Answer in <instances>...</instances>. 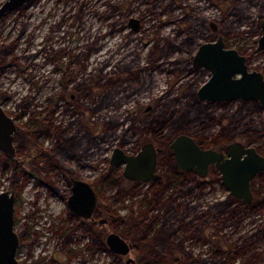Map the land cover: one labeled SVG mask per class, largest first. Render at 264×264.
<instances>
[{
	"label": "rangeland",
	"instance_id": "rangeland-1",
	"mask_svg": "<svg viewBox=\"0 0 264 264\" xmlns=\"http://www.w3.org/2000/svg\"><path fill=\"white\" fill-rule=\"evenodd\" d=\"M235 8L250 11L257 20L264 0H30L7 11L0 17V101L18 125L17 144L25 141L21 131L34 127V116L47 113L52 118L49 133L38 137L46 145L55 140V125L68 135L81 120L87 123L93 142L84 139L80 155H63L62 161L94 184L100 204L104 198L125 213L129 203L150 197L151 185L116 180L122 166L110 162L114 147L135 151L152 140L163 148L160 158L168 156L170 147L161 141L168 132L154 137L139 133L138 125L163 106L193 104L197 88L210 75L192 65L199 44L216 35L209 21L218 22L228 45L238 46V39V47L249 49L246 33L235 35ZM133 16L140 19L139 30L129 24ZM250 25L244 18L239 28ZM249 63L264 69V51H257ZM200 102L203 121L191 131L207 140L219 130L216 118L221 112H234L237 123L264 118V111L251 110L241 100L231 106ZM238 138L248 142L247 137ZM255 144L264 151V138ZM22 150L6 166L0 160V191L14 188L17 193L16 229L24 234L18 250L21 263L126 264L128 255L100 245L95 251L88 248L91 239L85 232L91 221L70 216L66 174L59 168L42 174L25 168L34 151ZM164 167L160 172L166 178ZM109 169L104 179L101 174ZM189 176L186 182L176 178L169 190L170 200L179 205L176 222L186 232L182 244L192 264H264V171L253 182L259 197L255 205L217 210L215 216L208 213V205L223 201L225 206L229 189L213 172L204 184L199 175ZM228 202L229 207L237 203ZM201 225L203 230L193 231ZM101 228L105 234L116 230L131 237L113 221ZM129 255L143 264L136 252Z\"/></svg>",
	"mask_w": 264,
	"mask_h": 264
},
{
	"label": "water",
	"instance_id": "water-1",
	"mask_svg": "<svg viewBox=\"0 0 264 264\" xmlns=\"http://www.w3.org/2000/svg\"><path fill=\"white\" fill-rule=\"evenodd\" d=\"M30 0H4L0 5V17ZM129 24L140 28V19L131 17ZM264 47V36L260 40ZM222 34L216 41L202 42L193 56L194 68L204 67L210 71L209 78L197 89L200 100L229 101L233 99H257L264 106V74L250 71L236 48L225 47ZM17 124L0 101V148L10 155L16 154L14 144ZM178 166L184 170L193 169L200 175L208 173L214 165L221 173L223 183L231 194L249 203L253 198L252 177L264 170V155L255 146L245 145L239 140L229 142L226 154L213 147H202L190 133L181 132L170 143ZM112 163H124V174L131 179L152 180L161 177L156 172L158 154L155 144L145 142L137 153H128L120 145L114 147ZM14 189L0 191V264H21L18 249L21 236L16 229ZM69 206L79 215L89 217L97 204V195L92 185L82 178H73L72 192L68 197ZM106 218H101L103 223ZM106 241L115 253L128 254L132 242L117 231L107 235ZM128 264H137L134 256L127 258Z\"/></svg>",
	"mask_w": 264,
	"mask_h": 264
},
{
	"label": "flooded vegetation",
	"instance_id": "flooded-vegetation-1",
	"mask_svg": "<svg viewBox=\"0 0 264 264\" xmlns=\"http://www.w3.org/2000/svg\"><path fill=\"white\" fill-rule=\"evenodd\" d=\"M235 11H236V13H237V15H236V20H235V22H234V32H236V37L237 36H239V37H242V34L245 32L246 34H244L243 36L244 37H246V38H248L249 40H248V42H250L249 44H250V46H249V49H247V50H245V49H243V48H241V47H238L239 46V44H238V42H240L238 39L237 40H235V42H237L236 44L238 45V46H236V45H232V46H230V45H228V43H227V40H226V38H225V36H224V33L220 30V25L218 24V22H215V21H209V26L214 30V31H216V35L215 34H213L212 36V38L213 39H210V40H208V41H216L217 40V38H218V35L219 34H222V36H223V39H224V42H225V47L227 48V47H229V48H236L237 50H238V52L241 54V55H244V58H245V62H246V64H247V66H248V69L250 70V71H253V70H257V71H260V72H262L263 74H264V69H262V68H258V67H255V66H250V61L252 60V59H254L255 58V56H256V53H257V51H264V47H260V40H261V38L264 36V11H262V12H260L258 15V18H257V20H255L254 19V15L253 14H251V12L249 13V12H247V11H243V10H239V9H237V8H235L234 9ZM244 18L245 19H250V21H251V25L248 27V29L247 30H242V29H240L239 28V25L243 22V20H244ZM253 21H255V23L253 22ZM140 29V28H139ZM138 29V30H139ZM203 42H207V41H203ZM201 44V43H200ZM200 44H199V46H200ZM248 44V45H249ZM254 44H256L257 46H256V50H254V48H253V46H254ZM198 46V47H199ZM198 49V48H197ZM194 56V55H193ZM192 60H193V57H192ZM192 65H193V62H192ZM194 67V66H193ZM200 68H203V69H205L204 67H200ZM200 68H194V69H200ZM206 70V69H205ZM211 74V73H210ZM210 76V75H209ZM132 78H135V76H133L132 75ZM209 78V77H208ZM207 78V79H208ZM206 79V80H207ZM205 80V81H206ZM204 81V82H205ZM203 82V83H204ZM202 83V84H203ZM201 84V85H202ZM200 85V86H201ZM199 86V87H200ZM198 87V88H199ZM197 88V89H198ZM197 91V90H196ZM74 95V94H73ZM72 95V96H73ZM197 98V97H196ZM198 99V98H197ZM199 101H203V102H207L208 104H219V105H221L220 104V102H230L229 104H230V106L236 101V100H241V102H242V105H244L245 107H247V108H249V109H251V110H262V111H264V106L261 104V102L259 101V100H257V99H247V100H244V99H233V100H229V101H214V100H200V99H198ZM202 103V102H201ZM3 104V103H2ZM228 103H227V105L226 106H228L229 105ZM78 107V106H77ZM150 107V105L148 106V108ZM6 109V108H5ZM82 110V109H81ZM7 111V110H6ZM8 112V111H7ZM82 112H84V111H82ZM9 113V112H8ZM13 117V116H12ZM234 117H236L235 116V113H234ZM14 118V117H13ZM236 120V119H235ZM16 121V120H15ZM243 122H241V123H237V122H235L236 123V125H238V128L240 127L239 125L240 124H242V123H244L245 121L248 123H251L252 124V126L253 125H255V124H257V125H259V124H262V123H264V118H262L261 120H259L258 122H256V121H254L253 119L251 120V121H248V120H242ZM81 123L83 122L82 120L80 121ZM218 124H219V126H220V124H221V122H219V121H216ZM81 123H80V125H79V127H78V129L80 128V126H81ZM17 124V123H16ZM88 125V124H87ZM52 121H51V128H52ZM89 126V125H88ZM17 127H18V125H17ZM138 127L140 128H142V125H141V122L139 123V125H138ZM50 128V129H51ZM50 129L48 130V131H40V132H37V135H35L36 136V140H37V142L39 143V145L41 146V147H44V148H47V147H51V146H53L56 142H63V138L64 137H67V136H72L77 130H75V132H73V133H71V134H66L65 133V131H60L59 130V127H57L56 125H55V129H54V138H55V140H54V142L52 141V144H50V145H46L44 142H42V141H39L38 140V137H39V135H40V133H49V131H50ZM146 130V129H145ZM139 131V133H141V131L140 130H138ZM30 132H32V130L30 131ZM57 132H59V133H61V137H58V134H57ZM136 132V131H135ZM143 132H145V131H143ZM163 132H168L167 133V135H169L168 137H164V138H162L161 139V141L162 142H165V143H168V145H169V147H170V152L168 153V156L167 157H165V158H169V159H173L175 162H176V159H175V154H174V151H173V149H172V147H171V145H170V143H171V141L175 138V136L177 135V134H179V133H181V132H187V133H190V134H192V131L191 130H179L176 134H174V132L173 131H169V130H164ZM91 133H92V131H91V129L89 128L88 129V132L85 134V135H83V136H81V137H79V139L78 140H76V143L75 142H72V140L71 141H69L68 143H70V144H72V143H75V145H73V146H70V145H67V144H59L58 145V149L60 150V153L58 154V155H56V156H52V155H50V156H45V157H42V156H40V153H41V151L40 150H38V148H36L35 147V145L34 144H30V143H27V140H26V138H25V141L24 142H22V143H18L17 144V139H18V136H17V134H18V128H17V131L15 132V139H14V144H15V146H16V154L15 155H10V154H8V153H6L5 151H3L1 148V150H2V153L0 154V160H1V162L6 166V161H7V159L9 158V157H15L18 153H22L23 152V150H22V148H25V149H32L34 152H33V156L31 157V159H30V161L28 162V165H26L25 166V168H28V169H31V170H33V171H35V172H37V174H42V173H46V172H48V171H52L53 169L55 170L56 168H59L62 172H64L65 174H66V176L68 177V179H69V182H70V194H71V192H72V184H73V178H82V179H84V180H87L91 185H92V187L94 188V190H95V192H96V195H97V204H96V206H95V208L93 209V213H92V215L91 216H89V217H85V216H82V215H79L78 213H76L70 206H69V204H68V206H69V208H70V216H74V217H79V218H81V220L82 221H84V220H90L91 222H90V224L88 225V227H87V230H86V232H85V235H87V237L89 238V239H91L89 242H87V246H88V248L89 249H91L92 251H95L96 250V248L100 245L101 247H103L104 249H109V250H111V248L109 247V245H108V243H107V241H106V238H107V235L110 233V232H112V231H116V230H111V231H109L107 234H105L104 233V230H103V228H101V226H103V225H105V224H107L109 221H113L114 222V220L110 217V215L108 214V212L107 211H105L107 208H108V205L109 206H112V207H114L111 203H106L105 202V200H104V198H102V202H101V204L99 203L100 202V200H99V198H100V192H99V190L94 186V184L91 182V181H89L88 179H85V178H83V177H81L79 174H78V172H76V170H75V168L74 167H72V166H69V165H66V164H64L63 163V161H62V156L63 155H74V156H76V155H80L78 152H79V149L80 148H83L82 147V144H83V140L84 139H86V141H89L90 139H92V138H90V137H87V136H89V135H91ZM147 133H150L152 136H158V134L156 133V135H153V133H152V131L151 132H148L147 131ZM159 134H161V133H159ZM196 139H197V141L200 143V145L202 146V147H213V148H216V149H220V150H222L224 153H225V155H227L226 154V151H225V149H226V146H227V144L229 143V142H232V141H235V140H239V141H241V142H243L245 145H253V146H255V148L257 149V151L259 152V153H261L262 155H264V151H262L259 147H258V145L257 144H255V142L256 141H260V140H262L263 138H264V134H262L261 135V137L259 138V139H251V137L250 136H244V135H236L233 139H231V140H229V141H227V142H224V143H222L221 145H214V143H212V142H209V139L207 140L206 138L208 137V136H205V137H203V136H195L194 134H192ZM212 134H210V136H211ZM239 136H242V137H247V139H248V142L246 141V140H244V139H241V138H238ZM199 137H203V138H199ZM91 141V140H90ZM149 141H151V142H153L154 144H155V142L154 141H152V140H149ZM91 142H93V141H91ZM146 142H148V141H146ZM145 143V142H144ZM143 143V144H144ZM142 144V145H143ZM142 145H141V147H142ZM24 146V147H23ZM117 146V145H116ZM121 146V145H120ZM126 152H128V153H137L139 150H140V148H138L137 150H135V151H130V150H128V149H126V148H124L123 146H121ZM155 147H156V149H157V154H158V164H157V169H156V172L157 173H159L160 175H161V177L160 178H158V179H152V180H143V179H131V178H128L127 176H125V174H124V163H112L111 162V156H110V162L113 164V166H116V167H118L119 165L120 166H122V172H121V176H122V178H121V176L120 177H118L117 176V178H116V180L117 181H120L121 179H123L124 177L125 178H127V179H130L131 181H133V182H143V181H150V185H151V193H150V197H147V196H143V197H141V198H138L137 200H135L134 202H131V203H129V207H128V210L125 212V213H128L129 212V210H130V208H131V206H132V204H136V203H138V207H140L142 210H143V212L142 213H146L147 215L144 217V219L146 220V219H148L149 218V216H151V215H159V221L160 222H157V224H156V226H158V225H160L161 223H162V221H163V219L166 217V215L167 214H171L170 216H171V221L173 222L172 224L175 226V225H178L179 226V230L181 229V227H183V226H181V223H179L178 222V224H177V222H176V216L177 215H175V211H176V207H178L179 208V205H175V204H173V202L170 200V195H171V191L169 190L170 189V187H171V183L174 181V180H176V178H180L181 179V182H186V181H189V179H190V176H189V174L190 173H193L194 175H199L201 178H200V180H199V182H201L202 184H204V177H206L210 172H213L214 173V175L216 176V178L219 180V181H221L222 183H223V181H222V178H221V173H220V171L219 170H217L216 169V167L212 164V165H210V168H209V171H208V173L207 174H205V175H200L199 173H197L195 170H193V169H190V170H184V169H181L179 166H178V164H177V162H176V165H177V167H178V169L180 170V171H182V172H184L185 173V178L182 180V178H181V176L179 177V173H181V172H178V175L177 174H175L174 172H172L171 170H169V168H168V165L167 164H161V159L163 158H160V156H159V153L163 150V148L161 147V146H158V145H156L155 144ZM74 149V150H73ZM113 152V151H112ZM3 154H5L4 156H3ZM112 154V153H111ZM164 166H166V167H164ZM161 167H164L165 169H166V173L168 174V177H164L163 176V173L162 172H160V169H162ZM112 169H109L107 172H104V173H102L101 174V176L104 178V179H107L108 178V176H109V174L112 172L111 171ZM264 170H262V171H260V172H258V173H256L253 177H252V179H251V190H252V193H253V198H252V200L249 202V203H245L242 199H240V198H237V197H235V196H233L232 194H231V192H230V190H229V195L228 196H231L232 198H235V199H237L238 201H241L243 204H247L248 206H250V205H255L256 204V202H257V200L259 199V197L257 196V194H256V191L254 190V186H253V182H254V179H255V177H256V175L257 174H259V173H261V172H263ZM73 174H78V175H76V176H74ZM115 176V175H114ZM178 176V177H177ZM155 181H163V182H165V184H167L166 185V189H165V192L163 193V196H161V198L164 200V203L162 204V205H160V204H157V205H155V203H154V191H155V189H156V184L154 183ZM224 184V183H223ZM225 185V184H224ZM226 186V185H225ZM227 187V186H226ZM9 189H11V188H9ZM14 189V188H13ZM15 191H16V189H14ZM69 194V195H70ZM69 195H68V197H69ZM16 196H17V193H16ZM68 197H67V203H68ZM17 201V200H16ZM235 202H237V201H235ZM100 206L103 208V210L104 211H102L101 210V208H100ZM15 207H16V204H15ZM114 208H116L117 209V212H119V213H121L122 214V212H120L119 211V208L118 207H114ZM15 211H16V209H15ZM125 213H123V214H125ZM101 214H105V215H101ZM183 214V213H182ZM15 216H16V212H15ZM101 218H106V220L103 222V223H100V219ZM178 218V220H180V216H178L177 217ZM16 221V220H15ZM97 223H98V225H97ZM114 223H116V222H114ZM120 225H121V228H122V224L120 223ZM201 227V229L203 230V227H202V225L200 226ZM198 228V227H197ZM96 229H98V231L100 230L101 232H102V236L100 237V239L98 240V241H94V233L96 232ZM196 229V228H195ZM123 230V229H122ZM155 230V229H154ZM178 230V233L182 236H184L185 235V233H181V231H179ZM124 231V230H123ZM118 232V231H117ZM125 232V231H124ZM154 231H152V232H150V234L149 235H151L152 233H153ZM120 233V232H119ZM126 233V232H125ZM138 233L140 234V236H139V238H138V242H139V244H142V243H144V240L147 238V237H149V235H145V233L143 232V230H141V229H138ZM121 234V233H120ZM126 234H128V233H126ZM142 234H143V236H142ZM147 234V233H146ZM122 235V234H121ZM129 235V234H128ZM20 236H21V244H22V242L24 241V239H23V237H24V234L23 233H20ZM122 236H124V235H122ZM129 236H131L130 238H126L125 236V238L129 241V242H132V246H131V249H130V252L128 253V254H122V253H117V254H121V255H128V257L129 256H132V255H129L132 251L133 252H136L139 256L141 255V250L139 249V248H137V246L136 245H138L135 241H134V239H133V236L132 235H129ZM136 237V236H135ZM141 238V239H140ZM21 244H20V246H21ZM19 246V247H20ZM182 246H183V244H182ZM183 249V251L184 252H188V251H186V249L183 247L182 248ZM19 250V249H18ZM112 251V250H111ZM113 252V251H112ZM115 253V252H114ZM179 253V252H178ZM189 253V252H188ZM17 256H18V254H17ZM127 257V258H128ZM141 257V256H140ZM139 257V258H140ZM127 258H126V264H128L127 263ZM135 258V257H134ZM18 259H19V257H18ZM142 261H143V264L145 263V261L142 259V257L140 258ZM19 261H20V259H19ZM135 262H136V259H135ZM153 261H149V262H146V264H149V263H152ZM20 263H21V261H20ZM137 263V262H136ZM22 264V263H21ZM138 264V263H137ZM169 264V263H168Z\"/></svg>",
	"mask_w": 264,
	"mask_h": 264
},
{
	"label": "trees",
	"instance_id": "trees-1",
	"mask_svg": "<svg viewBox=\"0 0 264 264\" xmlns=\"http://www.w3.org/2000/svg\"><path fill=\"white\" fill-rule=\"evenodd\" d=\"M227 103L229 104L230 102H220V104L223 106H226ZM201 104L202 103L196 97H194L193 104L186 103L176 109H168V107L163 106L158 111L149 114L147 117H144L141 121L142 128L138 127V130L141 132L152 131L153 135H156V133L159 134L164 130L173 131L174 134H176L179 130H191L192 125L203 121L200 119L202 111L200 107ZM83 109L84 111L86 110L85 108ZM34 118V127L32 129L21 131V134L26 138V140L28 139L27 143L34 144L35 147L41 151L40 156L42 157L58 155L60 153V150L57 148L59 144H67L70 146L75 145L76 140H78L79 137L85 135L89 129L87 123L82 122L80 128L72 136L64 137L62 139L63 142L58 141L53 146L44 148L39 145L35 135H37V132L40 131H48L51 128L52 118L47 113L34 116ZM225 118H227L226 121L224 120ZM216 120L221 122L220 128L215 134H212L211 138L209 139V142L214 143V145H221L222 143L233 139L238 134L250 136L251 139H259L261 135L264 134V123L259 125L255 124L252 126L251 123H247L245 121L244 123L240 124V127L238 128V125H236L234 122V112H221L220 116L218 115ZM130 127L137 128L133 123L130 124ZM31 130L32 132H30ZM57 134L58 137L62 136L59 132H57ZM199 138L201 139L203 137ZM71 140L75 143H68ZM4 155L5 154H3V156ZM161 164H167L169 170L177 175L178 172H181L179 173V177L181 176L182 180L185 178V173L178 169L176 162L173 159H166L164 157L161 159ZM154 183L156 184L153 197L154 203L155 205H162L164 200L161 198V196H163L167 184H165L163 181H155ZM230 200L232 202L237 201V203L234 206L232 205L229 207L228 201ZM222 203L224 202L215 201L208 205V213H211L215 216V211L217 210L220 211L229 209V211H233L236 210V208L245 209L248 206L247 204H243L241 201H238L231 196H229L227 203L223 204L225 206H222ZM100 208L102 211H104L101 206ZM105 211L108 212L114 222L122 224V229L126 233L133 236L134 241L138 244L136 245L137 248L141 250L140 256L145 261V263L149 261H156L158 264H192L190 253L184 252L182 249L183 235L181 236L178 233L179 226H174L172 224L173 222L171 221V214H167L162 223L156 226L157 222H160L159 215H151L145 220L144 217L147 214L142 213L143 210L138 207V203L132 204L129 212L125 214L117 212L116 208L109 205ZM138 229L143 230L145 235H149L152 231L154 232L144 240V243L139 244L141 240L138 242V238L140 236ZM193 231L198 233L201 231V227H198ZM93 235L94 241L96 242L102 236V232L96 229V232Z\"/></svg>",
	"mask_w": 264,
	"mask_h": 264
}]
</instances>
